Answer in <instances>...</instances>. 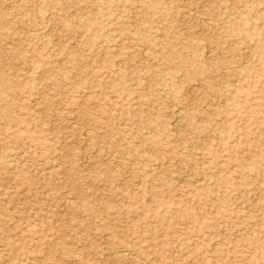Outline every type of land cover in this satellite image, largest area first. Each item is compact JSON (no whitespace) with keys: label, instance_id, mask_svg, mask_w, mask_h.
Here are the masks:
<instances>
[{"label":"rangeland","instance_id":"obj_1","mask_svg":"<svg viewBox=\"0 0 264 264\" xmlns=\"http://www.w3.org/2000/svg\"><path fill=\"white\" fill-rule=\"evenodd\" d=\"M0 264H264V0H0Z\"/></svg>","mask_w":264,"mask_h":264},{"label":"bare ground","instance_id":"obj_2","mask_svg":"<svg viewBox=\"0 0 264 264\" xmlns=\"http://www.w3.org/2000/svg\"><path fill=\"white\" fill-rule=\"evenodd\" d=\"M210 4V3H209ZM212 21V20H211ZM206 22V21H205ZM202 23V22H201ZM211 23V22H210ZM204 31V30H203ZM143 54V53H142ZM246 54V53H245ZM148 55V54H147ZM92 63V62H91ZM227 77V76H226ZM197 81H199V80H197ZM197 88V87H196ZM192 89V88H191ZM207 91V90H206ZM179 114V113H178ZM253 204V203H252Z\"/></svg>","mask_w":264,"mask_h":264}]
</instances>
